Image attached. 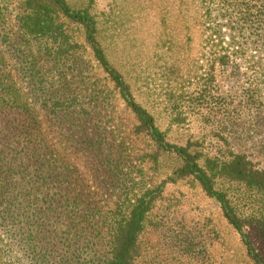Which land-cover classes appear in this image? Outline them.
I'll use <instances>...</instances> for the list:
<instances>
[{
    "label": "trees",
    "instance_id": "1",
    "mask_svg": "<svg viewBox=\"0 0 264 264\" xmlns=\"http://www.w3.org/2000/svg\"><path fill=\"white\" fill-rule=\"evenodd\" d=\"M188 2L205 68L198 97L235 144L228 154H209L197 138H166L110 63L90 6L0 0V264H173L169 250L177 264H209L207 247L188 231L168 234L154 205L165 178L151 185L142 169L122 172V151L101 127L99 107L112 91L83 74L77 31L134 114V132L155 146L142 158L173 154L179 165L168 178L197 182L239 233L249 260L264 264L244 230L247 220L264 231V0ZM215 81L226 88L214 89Z\"/></svg>",
    "mask_w": 264,
    "mask_h": 264
},
{
    "label": "rangeland",
    "instance_id": "2",
    "mask_svg": "<svg viewBox=\"0 0 264 264\" xmlns=\"http://www.w3.org/2000/svg\"><path fill=\"white\" fill-rule=\"evenodd\" d=\"M68 1L76 7L88 5L96 13L99 40L110 63L130 83L135 101L153 115L170 142L185 143L188 138H197L209 149V154L236 151L232 139L220 132L214 122L217 113H209L203 99L198 97L199 88L205 83V68L201 60L199 27H190L192 12L188 0ZM75 36L80 45L76 53L83 74L91 77L89 83L99 82L112 91L108 95L109 104L104 102L99 107L106 116L101 127L114 136L115 145L122 151L127 165L122 172L137 175L136 171L140 174L142 169L143 180L151 185L166 180L160 199L154 205L166 215L168 234L188 231L190 235L185 234L188 238L207 247L209 264H253L245 253L239 233L223 218L217 202L191 179L174 182L168 178L171 170L179 165L173 154L161 155L157 160L142 158L155 146L147 135L134 132L137 123L134 114L112 90L78 31ZM65 70L70 74L69 67ZM214 85V89L226 88L219 81ZM194 89L192 98H179L182 92L186 94ZM210 94L215 96L217 93L212 91ZM106 191L113 194L114 188L106 187ZM244 224V230L264 260V231L255 229L247 220ZM149 237L148 231L142 239L146 241ZM169 251L164 254L165 258H172L171 262L177 264L173 258H180L178 253Z\"/></svg>",
    "mask_w": 264,
    "mask_h": 264
}]
</instances>
